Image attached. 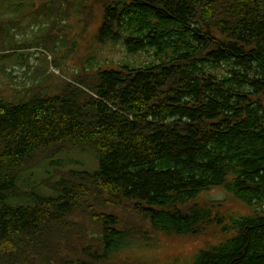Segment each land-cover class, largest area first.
I'll return each mask as SVG.
<instances>
[{"label": "trees", "instance_id": "1", "mask_svg": "<svg viewBox=\"0 0 264 264\" xmlns=\"http://www.w3.org/2000/svg\"><path fill=\"white\" fill-rule=\"evenodd\" d=\"M99 1L97 40L155 60L0 93V264H110L132 243L111 212L95 216L101 247L67 256L70 233L82 235L73 213L100 196L105 206L128 202L155 231L230 232L192 264H264V0ZM67 147L95 151L98 169H57L41 181L54 195L17 185L21 171ZM212 187L251 212L226 221L195 201ZM11 196L32 203L8 204Z\"/></svg>", "mask_w": 264, "mask_h": 264}, {"label": "rangeland", "instance_id": "2", "mask_svg": "<svg viewBox=\"0 0 264 264\" xmlns=\"http://www.w3.org/2000/svg\"><path fill=\"white\" fill-rule=\"evenodd\" d=\"M101 5L99 0H0V21L7 18L0 26V52L10 51L15 44H26L10 57L0 59V93L4 96L22 94L23 87L33 90L42 84L44 88L56 89L61 82L71 81L74 76H90L93 68L98 66L141 65L155 60L153 51L129 54L120 42L97 40ZM21 54L26 55L22 62L18 60L22 59ZM46 75L56 77L55 81L46 79ZM98 167L95 151L67 147L56 154L40 157L21 171L16 183L21 189L35 186L41 196L54 195L58 192L41 182L47 175H56L57 169L94 171ZM99 198L92 200L90 208L73 213L75 216L71 219L82 235L73 238L70 233L69 245L74 250L67 256L71 259L76 256L84 258L85 250L93 252L96 246L101 247V225L95 217L100 213L115 214L120 220L119 226L130 231L132 237V243L110 254V264H192L199 249L230 234L215 224L205 226L198 235L155 231L147 219L129 208L128 202L105 206L104 196ZM195 201L211 205L212 212L224 216L226 221L229 216L251 212L250 206L222 187L202 191ZM6 202L26 204L32 200L28 196H11Z\"/></svg>", "mask_w": 264, "mask_h": 264}]
</instances>
